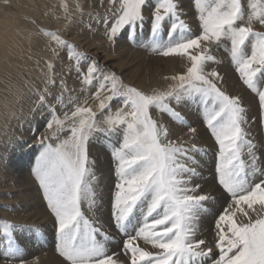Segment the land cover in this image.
<instances>
[{"label":"snow or ice","instance_id":"obj_1","mask_svg":"<svg viewBox=\"0 0 264 264\" xmlns=\"http://www.w3.org/2000/svg\"><path fill=\"white\" fill-rule=\"evenodd\" d=\"M191 3L195 28L182 18L186 15L182 0H110V19L101 17L110 39L124 35L155 54L188 59L186 73L171 77L177 83L166 91L125 84L56 32H43L68 50L78 74L82 62L89 61L81 80L88 87L96 86L94 99L101 116L97 118L86 100L80 104L65 97L68 89L63 81L59 94L50 93L49 86L55 88L56 81L54 65H47L50 71L38 100L50 110L47 128L55 130L48 139L55 143L40 141L32 171L55 219L56 251L66 264H264V147L250 136L252 121L241 97L218 86L223 80L219 72L206 70L210 63L220 62L211 48L223 46L240 80L264 109V30L254 27H264V0ZM146 24L149 37L143 40ZM102 92L110 95L101 99ZM113 100L122 105L115 111ZM183 100L202 106L215 152L194 143H177L170 129L154 118L156 110L187 124L171 106L172 101ZM53 104L66 109L63 118ZM189 131L195 134L197 129L189 126ZM104 140L111 149L115 176L110 227L126 238L121 251L110 247L118 241L96 216L102 208L100 181L90 148ZM209 156L215 160L212 178L229 201L215 218L211 243L199 238L202 217L217 203L202 187L208 183L203 169ZM16 228L8 222L0 224L5 245L0 259L5 262L23 253L14 236ZM138 240L156 251L141 247Z\"/></svg>","mask_w":264,"mask_h":264},{"label":"rangeland","instance_id":"obj_2","mask_svg":"<svg viewBox=\"0 0 264 264\" xmlns=\"http://www.w3.org/2000/svg\"><path fill=\"white\" fill-rule=\"evenodd\" d=\"M109 5L110 0H0V224L8 222L17 226L14 236L23 248L21 256L7 262L0 259V264H20L21 260L24 264H31L39 256L44 257L43 261L49 264H66L56 251L55 219L46 206L43 190L32 171L41 150L40 141L55 143L48 139L55 130L47 128L51 119L50 110L38 100V93L45 88L49 63L54 65L51 72L56 81L55 88L49 86L50 93L59 94V85L63 81L68 89L64 93L65 97L71 96L80 104L86 100L87 106L97 112L98 119L101 118L99 101L94 99L96 86L88 87L81 80L89 61L82 62V71L78 74L75 61L67 54L68 50L58 46L43 32H56L63 40L74 45L77 51L97 62L100 68L115 72L125 84L145 91L168 90L177 83L171 77L186 73L190 66L186 57L155 54L142 46L133 45L124 35L110 39L106 33L107 24L101 22V17L110 19ZM182 5V11L186 13L182 18L195 28L197 20L191 0H182ZM145 14L150 16L148 10ZM254 27L264 30L259 25ZM196 34H199L198 29ZM148 37L149 27L146 24L140 39L147 40ZM191 51L197 54L199 50ZM211 53L220 62L210 63L206 70L219 72L223 80L218 82V86L230 95L241 97L252 121L248 127L250 136L264 147V109L259 105L258 96L240 80L230 54L223 46H213ZM107 95L110 93L102 92L101 99ZM111 106L112 111H115L122 105L113 100ZM171 106L184 117L187 124L181 125L156 110H153V116L170 129L172 139L185 146L194 143L197 147L215 152L217 145L203 122L202 106L188 100L179 104L172 101ZM53 107L63 118L66 109L57 104H53ZM71 107L69 105L68 110ZM189 126L196 128L197 132L191 133ZM107 145L108 141L104 140L94 143L90 148V155L97 163L96 172L100 181L98 195L102 209L96 212V216L105 222L118 241L110 247L113 251H121L126 238L110 227L115 176L111 149ZM205 159L207 164L203 170L208 183L202 187L211 191L217 203L209 214L202 217L199 238L211 243L215 218L229 201L212 178L214 157ZM3 239L0 232V257L4 255ZM137 243L146 250L156 251L143 240ZM216 251L213 248V252Z\"/></svg>","mask_w":264,"mask_h":264},{"label":"bare ground","instance_id":"obj_3","mask_svg":"<svg viewBox=\"0 0 264 264\" xmlns=\"http://www.w3.org/2000/svg\"><path fill=\"white\" fill-rule=\"evenodd\" d=\"M171 62H173V61H171ZM172 64V63H171ZM10 97V96H9ZM8 100V99H7ZM100 165V162H99V164H98V166ZM98 189H99V187H98ZM102 209V208H101ZM35 243V242H34ZM50 251V250H49ZM44 252H45V250H44ZM32 253V255H34V253L33 252H31ZM39 254H43V252H40ZM38 254V255H39ZM43 259H45L44 257H42V256H39V261H41V262H39L38 260L37 261H35L34 263L32 262L31 264H49L48 262H46V261H43Z\"/></svg>","mask_w":264,"mask_h":264}]
</instances>
